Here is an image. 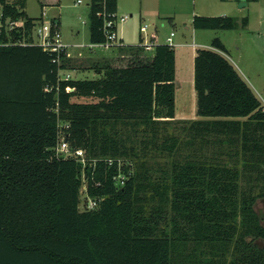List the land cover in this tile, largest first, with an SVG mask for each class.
I'll use <instances>...</instances> for the list:
<instances>
[{
    "label": "trees",
    "instance_id": "16d2710c",
    "mask_svg": "<svg viewBox=\"0 0 264 264\" xmlns=\"http://www.w3.org/2000/svg\"><path fill=\"white\" fill-rule=\"evenodd\" d=\"M117 12L118 0L90 1L91 43ZM118 49L95 62L100 77L61 80L65 52L0 48V264H264V101L216 37L196 49L197 117L178 119L175 48ZM60 123L85 166L58 155Z\"/></svg>",
    "mask_w": 264,
    "mask_h": 264
},
{
    "label": "rangeland",
    "instance_id": "374dc122",
    "mask_svg": "<svg viewBox=\"0 0 264 264\" xmlns=\"http://www.w3.org/2000/svg\"><path fill=\"white\" fill-rule=\"evenodd\" d=\"M78 1L26 0L25 9L30 17L39 19L45 8L47 19L60 20L58 30L63 42L71 46L67 57L71 60V68L74 67L62 70L61 74L70 73L73 79H95L100 77L93 67L95 62L121 52L118 47L92 45L89 28L91 0ZM194 14L234 16L240 23L247 17L248 25L235 29H197L192 23ZM118 15H130L119 26L126 45L139 44L140 24L145 23L156 25L149 31L157 30L158 44L167 43L166 37L171 31L176 33L173 37L175 43H188L182 47H174L177 69L176 108L180 113L184 108L186 115L191 117L196 104L193 76L191 77L194 52L197 48L211 46L216 37L223 40L229 59L264 101V0H118ZM194 41L197 47L192 46ZM80 45L85 47H78ZM256 207L264 217V200H259Z\"/></svg>",
    "mask_w": 264,
    "mask_h": 264
},
{
    "label": "built area",
    "instance_id": "2783aa9c",
    "mask_svg": "<svg viewBox=\"0 0 264 264\" xmlns=\"http://www.w3.org/2000/svg\"><path fill=\"white\" fill-rule=\"evenodd\" d=\"M16 0H0V48L9 46L12 44L21 45H37L41 46L43 49L51 52H56L58 57L57 60L60 62V54L65 52L68 56L70 45L63 42L61 34L58 30V24L55 19H47V11L43 8L42 15L39 19H34L32 25L28 24V18L25 16H15L12 13V8L14 6L20 9V4L15 5ZM78 2H81L79 0ZM22 10V8L20 9ZM115 20L106 19L104 23V29L106 33V40L99 43H92L93 46L99 45L105 48H116L119 45H126L122 40L119 26L120 23L126 22L130 15L119 16L118 12L113 13ZM151 25L145 23L141 25V40L139 44L143 46L148 52L147 54H153L157 43L153 42L151 33L149 31ZM18 34V37L15 35ZM175 35L172 31L167 43L173 47L178 46L177 43L173 42L171 38ZM75 46V45H73ZM193 46L196 47L197 44L193 42ZM78 47H85L80 45ZM61 80H69L72 78L70 73L65 75H59ZM68 90H74L73 87H67ZM69 124L60 123V138L58 145L56 147L57 153L63 157H77L82 164L85 166L87 163L86 151L84 149H73L69 142V132L67 128ZM116 179L120 185H123L126 181V176L122 173L116 176ZM97 200L89 198L87 206L93 208L97 205Z\"/></svg>",
    "mask_w": 264,
    "mask_h": 264
},
{
    "label": "crops",
    "instance_id": "0c3cea01",
    "mask_svg": "<svg viewBox=\"0 0 264 264\" xmlns=\"http://www.w3.org/2000/svg\"><path fill=\"white\" fill-rule=\"evenodd\" d=\"M204 15V14H203ZM55 19V21H57V22H59V24H60V20L58 19V18H54ZM152 28L154 27H156V25H154V26H151ZM150 27V28H151ZM172 32V31H171ZM150 33H151V36H152V39H153V42H155V43H157L158 41L157 40H159L158 38H159V35L157 34V30H155V29H152L151 31H150ZM120 34H121V37H122V40L125 42V39H124V37L122 36L123 35V31L121 30V32H120ZM170 35H171V33H170ZM170 35H168L167 37H166V41H168L169 40V37H170ZM176 36V33H175V35L173 36V37H175ZM141 37H142V34H141V24H140V34H139V38H140V40H141ZM173 37L171 38V40L174 42V39H173ZM139 40V41H140ZM195 42V41H194ZM222 42H223V40H222ZM224 43V42H223ZM158 44V43H157ZM177 44H178V47H182V46H185V45H187L188 43H184V42H177ZM195 44H197L196 42H195ZM224 45H225V47H226V49H227V46H226V44L224 43ZM192 46H193V43H192ZM175 47H177V46H175ZM194 47V46H193ZM197 47V46H196ZM207 47H209V46H207ZM195 54H196V52H194V58H195ZM242 74V73H241ZM243 75V74H242ZM193 76V77H192ZM244 76V75H243ZM191 77H192V82L194 83V68H193V70H192V73H191ZM245 77V76H244ZM246 78V77H245ZM196 92V91H195ZM196 104H194V108H193V114H191V117H188L187 115H186V111H185V109L184 108H182L181 110H182V112L180 113L179 111H177L176 110V116L178 117V118H183V119H192V118H196Z\"/></svg>",
    "mask_w": 264,
    "mask_h": 264
},
{
    "label": "water",
    "instance_id": "95a60500",
    "mask_svg": "<svg viewBox=\"0 0 264 264\" xmlns=\"http://www.w3.org/2000/svg\"><path fill=\"white\" fill-rule=\"evenodd\" d=\"M82 190H83V188H82Z\"/></svg>",
    "mask_w": 264,
    "mask_h": 264
}]
</instances>
